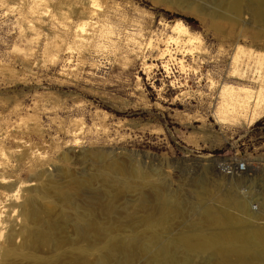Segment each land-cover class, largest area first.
Returning <instances> with one entry per match:
<instances>
[{
  "label": "rangeland",
  "instance_id": "374dc122",
  "mask_svg": "<svg viewBox=\"0 0 264 264\" xmlns=\"http://www.w3.org/2000/svg\"><path fill=\"white\" fill-rule=\"evenodd\" d=\"M87 1L0 0V264H233L209 214L264 225V0Z\"/></svg>",
  "mask_w": 264,
  "mask_h": 264
},
{
  "label": "bare ground",
  "instance_id": "6f19581e",
  "mask_svg": "<svg viewBox=\"0 0 264 264\" xmlns=\"http://www.w3.org/2000/svg\"><path fill=\"white\" fill-rule=\"evenodd\" d=\"M95 1L96 0H88L87 2L96 7L97 2L95 3ZM89 18H92V16L90 15ZM89 22L94 21L91 19ZM89 22L87 21L84 23L81 26L82 29H84L85 24ZM171 28L179 34L178 37L181 41H191V39L195 37L192 36L189 27L183 21H176L171 25ZM164 53L166 54V51ZM18 194V189H16L12 190L9 196L15 198ZM163 206L168 209L172 208V205L168 201H165ZM223 214L224 219L221 218V214L219 213L217 214L210 211L209 214L217 223L226 221L224 224L229 225V229L226 231L222 229L218 231L220 232L219 236L223 241H241L242 244L230 247L225 246L223 249L219 250V255L224 259L230 260L233 264H264V225L262 223V226H257L253 222L254 214L251 212L248 202H246L243 197L232 195L231 201L224 206ZM254 247L257 250H252ZM145 249L149 250L148 246H145ZM232 255L237 257L235 261L229 258ZM153 263L177 264V260L172 256L169 247L163 246L160 251V257L155 256Z\"/></svg>",
  "mask_w": 264,
  "mask_h": 264
},
{
  "label": "built area",
  "instance_id": "2783aa9c",
  "mask_svg": "<svg viewBox=\"0 0 264 264\" xmlns=\"http://www.w3.org/2000/svg\"><path fill=\"white\" fill-rule=\"evenodd\" d=\"M217 167L221 173L227 176H240L249 170L247 162L242 159L220 161L217 163Z\"/></svg>",
  "mask_w": 264,
  "mask_h": 264
}]
</instances>
